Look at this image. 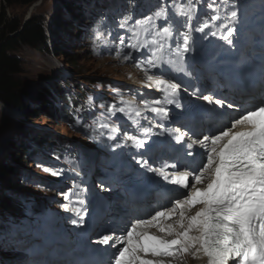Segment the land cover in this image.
Instances as JSON below:
<instances>
[{"label": "snow or ice", "instance_id": "6c2138e0", "mask_svg": "<svg viewBox=\"0 0 264 264\" xmlns=\"http://www.w3.org/2000/svg\"><path fill=\"white\" fill-rule=\"evenodd\" d=\"M132 7H136L135 0ZM240 21L238 6L222 14L216 0H158L154 11L147 15L135 18L129 12L120 18L117 27L124 34L114 35L118 40L116 57L135 61V67L145 74L146 86L163 93V98L151 103L142 101L141 108L135 104V98L121 96V106L107 105L108 121H97L96 127H83L96 140L105 136L100 129L108 130L107 141H117L110 145L113 150L130 147L147 151L152 135L166 134L178 144L184 141L188 149L199 144L203 151L195 156L187 153L193 161L185 165L184 171L179 170L177 163L154 166L145 158V152L133 156L146 173L175 187L166 189L172 195L165 206L146 218H134L120 236L102 235L96 241L116 249L109 264H174L175 258L198 254L207 258L206 264H264V95L258 104L245 107L215 93L202 94L197 89L194 94L211 106L209 110L226 108L234 114L220 128L196 139L192 138L196 133L190 135V130H184L183 126L167 128L163 123L150 121L148 127H142L138 119L144 111H150L162 121H168L170 113L165 104L181 109L182 105L176 101L181 84L173 73L191 75L187 61L195 52L197 41L218 38L235 50ZM99 38L97 34L96 39ZM88 100L92 101V97ZM117 113L137 129L142 127V135L125 131L118 140L121 129L110 122ZM157 128L162 131L155 132ZM186 137L190 142L185 141ZM52 174L61 172L52 171ZM74 195L75 200H71L65 193L64 198L70 203L62 207L79 218L72 219V224L82 226L85 200L81 193Z\"/></svg>", "mask_w": 264, "mask_h": 264}, {"label": "rangeland", "instance_id": "374dc122", "mask_svg": "<svg viewBox=\"0 0 264 264\" xmlns=\"http://www.w3.org/2000/svg\"><path fill=\"white\" fill-rule=\"evenodd\" d=\"M83 1L38 0L31 5H16L9 8L8 14L11 17L17 16L26 20L33 15L37 16L50 37V52L37 51L29 45H24L13 50L12 53L21 60L20 77L28 90L36 89L37 92L44 90L45 94L49 95L50 89H55L59 92V99L63 104L65 91L78 93L79 86L84 85L89 87V90L81 94V100L85 99L89 109L94 110L93 115L98 116L106 111L109 104L115 103L119 106L121 96L125 99H132L131 97L136 96L137 93H146L140 81L145 74L135 67V61H125L116 57L115 49L118 40L114 39V35L117 32L124 34V30L119 29L117 25L122 15L125 14H119L118 22L111 27L104 25L103 22H91L87 19V15L93 14L100 7L105 9L112 1L119 0ZM216 3L221 5V12L232 8L234 4L241 6V0H223V3L221 0H216ZM156 5V1L148 0L147 11L149 13L154 11ZM207 11L211 12L210 9ZM141 15L143 13H138L135 18H140ZM110 32L113 35H109ZM97 34L100 36L98 40L96 39ZM94 40L96 41L95 48L93 47ZM127 51L128 49H125V52ZM133 55L140 56L139 53H133ZM71 58L75 60L74 64L70 62ZM135 77L138 79L136 80ZM89 96L92 97V101L88 100ZM135 98L138 99L139 96ZM152 99L150 97L146 101L151 103ZM60 101L58 100V103ZM26 103H29L28 106L33 114L22 113L0 100V163L11 165L15 169L13 184L0 179V203L4 202L5 193L8 191L15 196L11 202L13 205H17L16 197H27L31 192L35 193L37 203L48 206L49 211L58 210L64 198L62 194L64 190L60 192L50 189L43 183L50 185V182L54 180L55 184H58L62 177L52 174V165L48 167L51 163L48 155H46L45 162L29 159L24 155V147L33 134L46 133L63 143L70 144L73 148L72 155L76 157L78 151L85 154L87 150L85 148L89 146L88 142H93L89 136L92 133L81 129L74 130L64 118H55L49 111L39 108L33 95L26 98ZM102 104L105 105L104 108L100 107ZM90 120L94 121L90 123ZM100 120L91 115L87 123L96 127V122ZM45 139H49L48 135ZM81 157L84 159L78 164L87 168L89 159L85 156ZM50 158H52L51 155ZM45 168L52 171H45ZM26 174L34 176L33 182L25 180ZM68 174L67 171L66 176ZM2 208L0 205V218H7L5 221L10 222L11 216L5 217L9 214L2 213ZM45 212L47 208L39 210L36 214L40 215ZM19 217L22 218V216ZM1 255L5 258L3 264H17L21 261L18 258L19 251L14 249L1 251ZM184 258L186 259L185 256L178 257L174 260V264H186Z\"/></svg>", "mask_w": 264, "mask_h": 264}, {"label": "trees", "instance_id": "16d2710c", "mask_svg": "<svg viewBox=\"0 0 264 264\" xmlns=\"http://www.w3.org/2000/svg\"><path fill=\"white\" fill-rule=\"evenodd\" d=\"M36 1L38 0H0V100L22 113L33 114L28 106L29 103H26V98L33 95L39 108L49 111L55 118H58L59 110L44 90L37 92L36 89L32 91L25 87L20 77L22 73L21 60L12 53L13 50L24 45H29L37 51L50 52V37L37 16L33 15L24 20L17 16L11 17L8 14V9L13 6H27ZM70 62L74 64L75 60L71 58ZM46 135L49 139H45ZM30 138L42 146L51 145L54 141L46 133H36ZM33 147L34 145L32 146L28 142L24 147V155L27 156L29 149ZM14 171L13 166L0 163V179L6 183L13 184ZM3 200L4 202L0 203L1 207H12L11 198L5 197Z\"/></svg>", "mask_w": 264, "mask_h": 264}, {"label": "bare ground", "instance_id": "6f19581e", "mask_svg": "<svg viewBox=\"0 0 264 264\" xmlns=\"http://www.w3.org/2000/svg\"><path fill=\"white\" fill-rule=\"evenodd\" d=\"M260 10H262V9H260ZM240 11V18H241V21H240V25H239V27H240V31H242L243 30V28L244 27H246V26H249L248 24H247V21H249L250 19H251V16H249V17H247V14L248 13H246L244 10H242V9H240L239 10ZM195 35H199V33H197V34H195ZM210 39V41H211V43L210 44H208L207 43V40H202V41H197L198 42V44H199V47L198 48H203V49H205L204 50V52H206L207 51V54L208 53H211L212 52V43L214 44L213 45V48H215L216 47V45L219 43V41H223V40H220V39H218V38H212V37H210L209 38ZM216 42H218V43H216ZM135 79L137 80L138 78H136L135 77ZM141 81V83H143V86H144V90H146V91H151V95H149L150 97H152L153 99L152 100H150V102H152L153 100H159V99H156L155 98V96H156V93H160V92H158L154 87L153 88H149V87H147L146 86V77L145 76H142V79L140 80ZM145 91V92H146ZM138 92V91H137ZM143 94V93H142ZM144 113H150V114H152V117H156L155 116V114L154 113H151L150 111H144L143 112V114ZM141 118L142 117H139L138 119H140L141 120ZM130 121V120H129ZM131 124H129V126H130ZM128 126V128H127V130H129V127ZM126 130V131H127ZM87 192V190H85L84 192H83V196H84V194ZM169 222H171V221H169ZM151 231L152 232H156V229H151ZM56 232V231H55ZM57 233V232H56ZM186 257V259L184 260V262L186 263V264H206V257H203V256H201V255H197L196 257H192V256H190V255H186L185 256ZM166 259H168V258H166ZM177 258H175L174 260H176Z\"/></svg>", "mask_w": 264, "mask_h": 264}]
</instances>
